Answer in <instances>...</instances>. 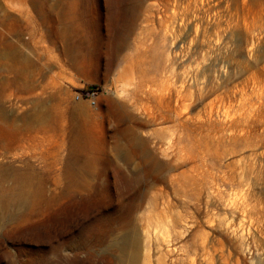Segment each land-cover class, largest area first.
<instances>
[{
	"label": "rangeland",
	"instance_id": "obj_1",
	"mask_svg": "<svg viewBox=\"0 0 264 264\" xmlns=\"http://www.w3.org/2000/svg\"><path fill=\"white\" fill-rule=\"evenodd\" d=\"M88 238L100 264H264V0H0V264Z\"/></svg>",
	"mask_w": 264,
	"mask_h": 264
},
{
	"label": "bare ground",
	"instance_id": "obj_2",
	"mask_svg": "<svg viewBox=\"0 0 264 264\" xmlns=\"http://www.w3.org/2000/svg\"><path fill=\"white\" fill-rule=\"evenodd\" d=\"M171 106V105H170ZM166 109V108H165ZM167 110V109H166ZM174 110V108H173ZM171 112V111H170ZM168 113V112H167ZM177 113V112H176ZM181 115V114H180ZM168 116V115H167ZM179 117V116H178ZM177 117V118H178ZM112 148L115 149L116 153L123 159L125 165H133V168L136 169L137 167H142L143 169V175L146 176V174L148 173V165L147 162L144 160H140L142 157V154L147 153L148 152V142L144 139H140V138H133V139H124V140H118L116 139L114 141V143L112 144ZM136 160H140L139 162H135ZM103 162L106 166H111V165H116V162L113 161V159H111L108 155H105L103 158ZM123 165V164H122ZM120 169V168H119ZM132 179L138 180L139 176L137 175L136 171L133 172L132 174ZM146 178L148 179V176H146ZM150 180H154V178H150ZM156 180V179H155ZM161 195V194H160ZM161 197V196H160ZM163 198V196H162ZM161 199V198H160ZM131 200V199H130ZM169 202V201H168ZM168 204V203H167ZM138 206V205H137ZM136 205H134V203L131 204V207L129 208V212L131 215L132 213H134L137 207ZM163 206V205H162ZM168 206V205H167ZM172 206V205H171ZM119 207V206H118ZM155 207V206H154ZM166 207V206H165ZM164 208V206H163ZM124 209V208H123ZM127 210V208H125ZM161 210V209H160ZM58 211V210H57ZM123 211V210H121ZM125 211V210H124ZM164 211V210H163ZM162 211V212H163ZM104 212V211H103ZM127 212V211H126ZM125 212V213H126ZM161 212V211H160ZM161 212V213H162ZM98 215V214H97ZM120 215V214H119ZM164 216V214H162ZM111 215H108V217H110ZM173 216V215H172ZM97 217V216H96ZM107 217V218H108ZM115 217V215H114ZM113 217V218H114ZM167 217V216H166ZM112 218V217H111ZM165 218V217H164ZM168 218V217H167ZM118 219V218H117ZM176 219V218H174ZM110 220V219H109ZM112 221V220H111ZM99 222V221H98ZM176 222V220H175ZM84 223V222H83ZM95 225V224H94ZM97 225V223H96ZM87 226V225H85ZM93 227V225H92ZM93 229V228H92ZM98 229V228H97ZM95 230V229H94ZM100 231V230H99ZM93 234V233H92ZM100 235V234H99ZM92 239V238H90ZM89 240L86 239L81 247L79 248V250L81 249L80 253H83L82 256H79V252L76 250L68 252L70 254L66 255V260L64 263L66 264H100L101 261V253L98 252V244L91 242V241H87ZM80 244V243H79ZM103 245V244H102ZM113 246V245H112ZM76 247V246H75ZM114 247V246H113ZM101 250V249H100ZM115 250V249H114ZM111 251V250H110ZM63 254V253H62ZM64 256V255H63ZM107 259V258H106ZM62 256L60 253L57 254L56 256V262L55 264H62ZM112 260V259H111ZM105 262V261H104ZM162 262V261H161ZM106 263V262H105ZM136 263V262H135ZM104 264V263H103ZM118 264V262H117Z\"/></svg>",
	"mask_w": 264,
	"mask_h": 264
},
{
	"label": "built area",
	"instance_id": "obj_3",
	"mask_svg": "<svg viewBox=\"0 0 264 264\" xmlns=\"http://www.w3.org/2000/svg\"><path fill=\"white\" fill-rule=\"evenodd\" d=\"M78 98H79V95L76 96V99H78Z\"/></svg>",
	"mask_w": 264,
	"mask_h": 264
}]
</instances>
